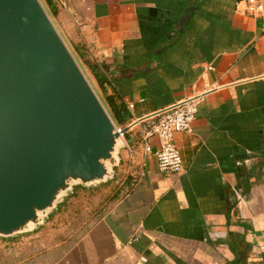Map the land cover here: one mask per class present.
<instances>
[{"label": "crops", "instance_id": "0c3cea01", "mask_svg": "<svg viewBox=\"0 0 264 264\" xmlns=\"http://www.w3.org/2000/svg\"><path fill=\"white\" fill-rule=\"evenodd\" d=\"M237 1L55 0L58 29L126 106L124 128L135 124L126 178L108 194L78 190L36 230L0 239V264H264V32ZM198 96L191 132L175 134L182 171L160 172L139 133Z\"/></svg>", "mask_w": 264, "mask_h": 264}, {"label": "water", "instance_id": "95a60500", "mask_svg": "<svg viewBox=\"0 0 264 264\" xmlns=\"http://www.w3.org/2000/svg\"><path fill=\"white\" fill-rule=\"evenodd\" d=\"M124 146L40 0H0V239L36 230L75 187L113 179Z\"/></svg>", "mask_w": 264, "mask_h": 264}, {"label": "built area", "instance_id": "2783aa9c", "mask_svg": "<svg viewBox=\"0 0 264 264\" xmlns=\"http://www.w3.org/2000/svg\"><path fill=\"white\" fill-rule=\"evenodd\" d=\"M237 6H241L237 11L243 16L260 21L261 31L264 32V0H238ZM208 69L211 70L210 67ZM201 101L202 97L198 96L189 101L174 104L151 117L152 119L142 127L139 141L143 144L145 154L154 157L160 172L179 173L182 171L183 162L175 144V134L191 132ZM132 108V105L128 106L129 110ZM123 128L117 127V132L124 140L125 133H121ZM152 139L158 142V149L154 152L149 145Z\"/></svg>", "mask_w": 264, "mask_h": 264}, {"label": "rangeland", "instance_id": "374dc122", "mask_svg": "<svg viewBox=\"0 0 264 264\" xmlns=\"http://www.w3.org/2000/svg\"><path fill=\"white\" fill-rule=\"evenodd\" d=\"M41 4L43 5L44 9H45V5L43 0H40ZM46 10V9H45ZM47 12V11H46ZM48 14V13H47ZM49 16V14H48ZM49 18L51 19L52 23L54 24L57 32L59 33V35L61 36L62 40L64 41V43L66 44L67 48L69 49V51L71 52V54L73 55L74 59L76 60L77 64L79 65L81 71L83 72L84 76L86 77L87 81L89 82V84L91 85L92 89L94 90V92L96 93L97 97L99 98V100L101 101V103L103 104L104 108L106 109L107 113L109 114V108L107 107L106 104V99H105V94L102 91V89L98 86L95 78L92 75V72L90 71V69L88 68V66L85 64L84 60L82 58H79L78 53L75 51V47L72 46L71 42H69L66 38H65V34L61 31V29L57 27L56 22L54 21V18L49 16ZM109 116L111 117V115L109 114ZM112 119V118H111ZM113 121V120H112ZM114 122V121H113ZM115 124V122H114ZM126 141V140H125ZM125 154V149H121L120 151V165L117 166L114 170V176L113 179L109 180L107 183L105 184H101L99 186H95V187H91V188H95L94 190L90 189L89 191L94 192L96 191L97 194L102 193L104 194H108V191H112V187L115 186V183H120L122 182L125 178H126V160L122 158V156H124ZM79 193L83 192V191H78ZM84 192H88V191H84ZM90 192V193H91ZM92 194V193H91ZM93 195V194H92ZM90 198V196H89ZM96 199H92L90 198V201L88 202V205H90V207H94V203L97 202V198ZM80 202V201H79ZM80 204V207L78 206ZM77 203L74 204L75 207H78L79 209H83V205L84 203ZM88 205H86V207H88Z\"/></svg>", "mask_w": 264, "mask_h": 264}, {"label": "trees", "instance_id": "16d2710c", "mask_svg": "<svg viewBox=\"0 0 264 264\" xmlns=\"http://www.w3.org/2000/svg\"><path fill=\"white\" fill-rule=\"evenodd\" d=\"M43 2L49 16L51 17L56 16L58 13V6L55 3V0H43ZM74 47H75V51L78 53L79 58H82L84 60L85 64L92 72V75L95 78L98 86L104 92L106 104L107 107L109 108V114L111 115L112 120L115 122V125L117 127H124L130 120V116L126 109V106L123 103L117 104L114 96L108 95L106 93V90H104V85H106L107 83L106 79L99 73L97 64L90 59L86 48L83 45H76ZM124 139H125V134H124ZM78 190H85V188L75 187L73 193L70 194L68 197L74 195L75 192Z\"/></svg>", "mask_w": 264, "mask_h": 264}]
</instances>
